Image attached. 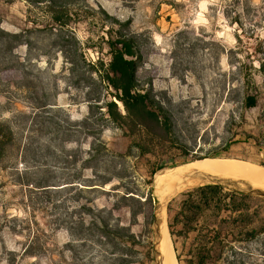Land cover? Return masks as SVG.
I'll return each mask as SVG.
<instances>
[{"label": "rangeland", "instance_id": "rangeland-1", "mask_svg": "<svg viewBox=\"0 0 264 264\" xmlns=\"http://www.w3.org/2000/svg\"><path fill=\"white\" fill-rule=\"evenodd\" d=\"M29 1L0 0V119L16 112L31 113V106L43 101L65 110L67 150L72 159L64 173L80 186L28 192L11 182L9 172L0 171V264H154V225L136 198L156 200L157 172L216 152L264 168L260 120L264 66L262 72L257 70L260 63L264 65L262 16L242 18V31L223 16L224 0H86L72 7L69 29L79 40L86 63L109 61L104 43L108 29L112 37L117 30L136 37L143 53L138 80L140 84L151 81L152 96L172 121L164 138L150 126L155 135L150 137L148 153L142 155L133 148L124 156L133 138L106 123L98 111L89 112L87 100L102 93L96 75H90L81 61L72 70L64 63L54 34L59 31L46 14V4ZM253 4L264 14V2L254 0ZM255 22L258 26L249 36L248 25ZM5 33L21 34L22 44L16 45ZM7 42L11 43L9 51L5 50ZM246 93H258L257 107L241 105ZM52 116L55 121L64 119L62 114ZM87 116L83 126L81 121ZM36 124L47 125V114ZM18 126L25 127L22 122ZM248 134L256 139L247 138ZM39 139L55 143L50 134L41 133ZM91 145L94 151L89 152ZM159 166L163 169L151 177ZM55 172L59 174L60 169ZM227 180L238 185L228 184L224 191L252 188ZM207 183L209 179L202 177L195 184L188 182L167 201L166 227L178 264H186L185 249L173 235L177 228L171 229L172 234L168 229L170 210L184 192ZM125 190L135 198L123 199ZM249 203L257 211L252 226L264 228V198L253 195ZM222 232L228 234L225 228ZM130 236L137 244L131 243ZM256 242L238 246L237 253L241 249L243 255L252 254L260 262L264 232Z\"/></svg>", "mask_w": 264, "mask_h": 264}, {"label": "trees", "instance_id": "trees-1", "mask_svg": "<svg viewBox=\"0 0 264 264\" xmlns=\"http://www.w3.org/2000/svg\"><path fill=\"white\" fill-rule=\"evenodd\" d=\"M85 1L32 0L29 3L44 2L46 4V14L59 31L54 34L59 40L58 52L62 55L64 63L69 65L72 70L76 69L78 61H81L88 66L90 75L92 73L96 75L95 81L99 83L102 93L87 100L89 112L92 109L98 111L100 118L106 123L115 126L123 135L133 138V142L127 147L124 156L129 155L133 148L139 154H146L152 144L150 137L155 135L150 126L160 130V137L164 138L169 135L172 129V121L162 104L152 96L151 81L140 84L138 80V63L143 59V53L138 48L136 37L123 34L119 30L115 31V37H112V31L108 29L106 31L108 38L104 43L108 49L109 61L107 64H104L103 61L86 63L80 52L79 40L69 29L72 21L71 16L74 12L72 7ZM253 1L224 0L223 16L230 20V25H236L242 31L244 29L241 20L244 17L253 18L260 15L262 18L259 19L264 21V14H259L261 7L253 4ZM259 1L260 3L264 2V0ZM111 19L115 24L123 26V23ZM31 23L36 25L34 21ZM248 26L249 36H251L258 23H250ZM31 31L27 30L26 32L30 33ZM5 36L15 39L16 45L22 44V40H18L21 38L19 33H5ZM235 38L240 41L237 34H235ZM195 41H200V39L195 37ZM9 49H11V43L7 42L5 50L9 51ZM263 66L260 63L258 72H262ZM250 85L251 89L255 90L254 85L252 83ZM27 89L29 88L27 87ZM241 105L245 109L257 107L258 93L243 95ZM31 107L33 109L31 113L16 112L9 119H0V171L9 172L11 182L21 190L28 192L50 193L76 185L79 187L78 181L69 179L64 173L66 168L64 166L72 159L67 150L69 136L67 121L69 123V117L67 118L66 111L45 101ZM34 111L35 113H33ZM55 113L64 115V119L55 121V117L52 116ZM43 114H47V125L38 127L36 121ZM262 119V126H264V111L260 120ZM88 120L89 117H85L81 121L82 125L85 126ZM21 122L25 127L18 126ZM41 133L52 135V140L55 143L52 144V141L40 143L39 134ZM246 136L255 138L249 134ZM140 140L143 142L139 143ZM102 147L105 146L102 145ZM90 151H94L92 145ZM216 153L207 154L202 158L229 157L227 154L218 156ZM182 154L187 156L186 152ZM44 158L46 159L44 160ZM202 158L195 157L196 160ZM56 169H60L59 174H56ZM161 169L163 166L151 171V177ZM107 182L109 181L105 183ZM131 193L125 190L123 199L133 200L135 197L129 195ZM184 194L195 195V203L191 201L185 208L183 206V209L191 214L183 224V230L189 229L188 223L190 224L195 219L197 233L195 234V264H218L219 262L222 264H264V250L259 255L260 262L252 254L245 253L243 255L241 249L238 253L236 251L238 246L252 242L257 243L256 241L264 232L263 227L252 226L257 211L256 209L252 211V205L249 203L251 195L224 191L223 187L215 184L201 185L187 190L182 195ZM136 200L149 213L148 216L153 223L154 200L147 197L142 201L139 198ZM212 201H214V205L211 207L210 202ZM168 210H170V206ZM206 210H209L210 213L205 214ZM177 222L179 219L175 216L173 223ZM223 228L228 230V234H223ZM168 229L172 234L170 224ZM129 238L131 243L137 244L132 236ZM225 244H228L229 247L224 246Z\"/></svg>", "mask_w": 264, "mask_h": 264}, {"label": "bare ground", "instance_id": "bare-ground-1", "mask_svg": "<svg viewBox=\"0 0 264 264\" xmlns=\"http://www.w3.org/2000/svg\"><path fill=\"white\" fill-rule=\"evenodd\" d=\"M193 173L198 175L184 180L186 176ZM202 175L216 180L228 181L227 179H229L244 182L246 186L250 185L253 188L264 189L263 167L230 157L203 158L174 169H164L157 172L154 180L156 199L165 203L169 195L186 186L188 182H194L195 184ZM221 176L226 179L220 178ZM165 215V208H163L161 210L162 222L158 231L160 239L158 241L154 240V264H178L166 227Z\"/></svg>", "mask_w": 264, "mask_h": 264}, {"label": "crops", "instance_id": "crops-1", "mask_svg": "<svg viewBox=\"0 0 264 264\" xmlns=\"http://www.w3.org/2000/svg\"><path fill=\"white\" fill-rule=\"evenodd\" d=\"M194 202L195 203V195H180V198L177 202V205L175 207L174 210H172V206L171 208V212H173L172 214V219L170 221V226L171 229L172 228H177V230L175 231V233L173 234L175 236V238L181 242V244H183L184 246V262L187 264H195V219L193 220V222H191L190 224L188 223L189 229L187 230H183V224L187 221V218H189L191 216L190 212L185 211V209H183V206L185 208V206L189 203V202ZM214 205V201L210 202V206L212 207ZM182 211V213H181ZM209 210L205 211V214H209ZM177 216L179 219V222L177 223H173V218ZM221 217H224V215H221ZM187 224V223H186ZM215 227V226H214ZM189 250V252H188Z\"/></svg>", "mask_w": 264, "mask_h": 264}, {"label": "water", "instance_id": "water-1", "mask_svg": "<svg viewBox=\"0 0 264 264\" xmlns=\"http://www.w3.org/2000/svg\"><path fill=\"white\" fill-rule=\"evenodd\" d=\"M196 175H198V174L193 173L192 175H188L184 178V180H188V179H190ZM200 177L209 179L210 183H207V184L220 185L221 187H223V189H226V185H228V184L229 185H235V186L238 185L235 182L216 180V179H212L210 177L204 176V175H202ZM203 185H205V184H203ZM177 191L175 193L169 195V197L167 198L165 203H164V201H159L158 199H156V200L154 199V221H153V225H154V238L157 241L160 239L158 231H159V227H160L161 222H162L161 210L163 208L166 209L167 201H169L177 193ZM234 192L247 194V195H251V196L257 195V196L264 198V190L253 188V187L250 188L248 191H234Z\"/></svg>", "mask_w": 264, "mask_h": 264}]
</instances>
